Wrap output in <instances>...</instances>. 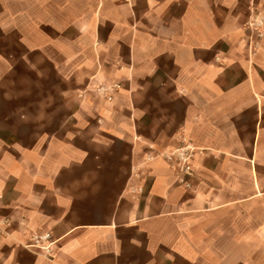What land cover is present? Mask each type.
Segmentation results:
<instances>
[{
	"label": "crops",
	"instance_id": "obj_1",
	"mask_svg": "<svg viewBox=\"0 0 264 264\" xmlns=\"http://www.w3.org/2000/svg\"><path fill=\"white\" fill-rule=\"evenodd\" d=\"M261 10L0 0V264H264Z\"/></svg>",
	"mask_w": 264,
	"mask_h": 264
},
{
	"label": "built area",
	"instance_id": "obj_2",
	"mask_svg": "<svg viewBox=\"0 0 264 264\" xmlns=\"http://www.w3.org/2000/svg\"><path fill=\"white\" fill-rule=\"evenodd\" d=\"M103 94L106 93L105 88L100 89ZM110 100L112 99L111 97L109 98ZM191 147H184L181 148L173 153H170L166 155V157L169 160H173L176 158V160L179 161V165L181 167V172L186 174L187 176H191L193 171L190 165L191 162ZM10 226V223L8 220L3 219L0 220V239H2L4 236H6V231L7 228ZM54 240H52V236L49 233H34L31 237V242L27 246L28 248L32 249H38L43 252V255L46 256L47 258H53L54 257Z\"/></svg>",
	"mask_w": 264,
	"mask_h": 264
},
{
	"label": "rangeland",
	"instance_id": "obj_3",
	"mask_svg": "<svg viewBox=\"0 0 264 264\" xmlns=\"http://www.w3.org/2000/svg\"><path fill=\"white\" fill-rule=\"evenodd\" d=\"M249 21H250V19H249ZM245 29H246V33H247V37H248L245 47L249 50L251 60H255L259 56V53L264 49V11L261 10V11L256 12L255 17L252 18V20H251V25H248ZM108 92H109L108 93L109 97L104 98V99L111 102L112 100L110 101L109 98L111 96H112L111 98H113L114 92H110V91H108ZM91 93L95 97L102 98L100 96V93L97 91L93 90ZM73 105H74V102L72 101L71 103L68 104L67 109H70V111H73ZM3 111H4V109H3ZM153 116H154L153 112L148 114V117H153ZM181 148H184V147H180V148H178V150ZM171 162L176 164L178 166L177 167L178 171L181 172V167L179 165V161L176 160V158H174ZM181 173H183V172H181ZM52 240H54L53 237H52ZM33 250H37V251L42 252L41 250H38V249H33Z\"/></svg>",
	"mask_w": 264,
	"mask_h": 264
}]
</instances>
